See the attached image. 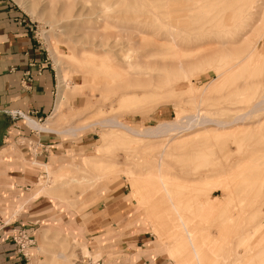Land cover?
I'll return each mask as SVG.
<instances>
[{
	"label": "rangeland",
	"instance_id": "obj_1",
	"mask_svg": "<svg viewBox=\"0 0 264 264\" xmlns=\"http://www.w3.org/2000/svg\"><path fill=\"white\" fill-rule=\"evenodd\" d=\"M9 1L64 91L52 127L90 143L44 166L31 193L79 226L96 203L126 200L172 264L195 250L203 264H264V0ZM56 227L31 232L30 264L90 256Z\"/></svg>",
	"mask_w": 264,
	"mask_h": 264
},
{
	"label": "crops",
	"instance_id": "obj_2",
	"mask_svg": "<svg viewBox=\"0 0 264 264\" xmlns=\"http://www.w3.org/2000/svg\"><path fill=\"white\" fill-rule=\"evenodd\" d=\"M27 71L33 77L29 87L22 84ZM57 99V77L46 50L15 6L0 0V201L8 202L0 204V264H30L12 240L19 229L30 235L41 231L40 237L44 229L55 225L58 231L61 225L74 228L70 236L81 245V253L90 255L83 256L79 264H172L128 214L126 200L96 203L79 226L76 216L70 218L69 209H62L57 200L42 196L36 188L31 193V183L44 166L50 170L56 158L90 144L84 136L76 142L62 137L70 131L53 128L50 119L57 115ZM28 118L51 129L31 127ZM15 144L18 150L13 149ZM75 219L77 228L73 227Z\"/></svg>",
	"mask_w": 264,
	"mask_h": 264
},
{
	"label": "bare ground",
	"instance_id": "obj_3",
	"mask_svg": "<svg viewBox=\"0 0 264 264\" xmlns=\"http://www.w3.org/2000/svg\"><path fill=\"white\" fill-rule=\"evenodd\" d=\"M63 86V85H62ZM63 96H64V91H63V89H60V91H59V97H58V101H57V105H56V108H55V111L56 112H58L59 111V109H60V107H61V102H62V99H63ZM55 113V112H54ZM28 123L31 125V127H35V128H37V129H40V130H45V131H47V130H50L51 129V127L50 126H44V125H40V124H38L36 121H34V120H32V119H30V118H28ZM106 123H109V126H111V127H113V128H120V129H125V131L126 130H128L129 131V127H127L126 126V128L125 127H123V124L121 123V122H117V121H106ZM50 127V128H49ZM132 130V129H131ZM130 130V131H131ZM67 131V130H66ZM65 131V132H66ZM68 131H70V133H72L73 135H75L74 134V132H75V129H69ZM132 132V131H131ZM135 132V134L136 135H139V133L138 132H136V131H134L133 130V133ZM212 132H215V130H213ZM208 133H210V132H208ZM145 136H149V135H146V134H144ZM140 136V135H139ZM83 180L84 179H86L85 177H83L82 178ZM79 179H73L72 180V182H77V183H80L81 182V180L80 181H78ZM85 181V180H84ZM64 185V184H63ZM62 185V186H63ZM255 189H256V192H257V196L259 197V194H260V186L259 185H257V186H255ZM45 191H47V190H45L44 188H42V189H40V193L41 192H45ZM38 193V192H37ZM258 238H259V240H260V242H261V244L263 245V248H264V235H258L257 236ZM190 253H193L191 250H190ZM200 255V254H199ZM198 254H197V252H196V250H195V253H194V255H192L193 257H191V255L189 256V259H186V261L184 262L185 264H203V257H201V255L199 256ZM235 256H237L236 254H235ZM251 255H249V257H250ZM58 257H60V258H62V257H64L63 255H58ZM191 257V258H190ZM208 264H214V262L213 263H208Z\"/></svg>",
	"mask_w": 264,
	"mask_h": 264
},
{
	"label": "built area",
	"instance_id": "obj_4",
	"mask_svg": "<svg viewBox=\"0 0 264 264\" xmlns=\"http://www.w3.org/2000/svg\"><path fill=\"white\" fill-rule=\"evenodd\" d=\"M32 80L33 77L31 73L27 71L22 79V84L29 87ZM12 240L16 246L17 252L25 259H29L31 250L36 246L35 238L30 235L26 229L22 228L16 232V234L12 237Z\"/></svg>",
	"mask_w": 264,
	"mask_h": 264
}]
</instances>
